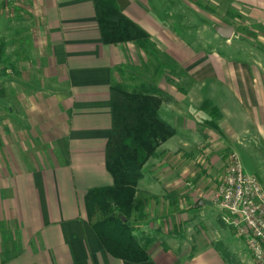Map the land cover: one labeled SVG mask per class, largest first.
Here are the masks:
<instances>
[{"label": "crops", "instance_id": "1", "mask_svg": "<svg viewBox=\"0 0 264 264\" xmlns=\"http://www.w3.org/2000/svg\"><path fill=\"white\" fill-rule=\"evenodd\" d=\"M117 3L149 33L172 71L178 65L183 81L164 77L156 84L168 97L160 114L175 132L136 183L137 198L147 200L133 220L137 236L148 237V258L111 255L84 201L88 189L113 182L105 166L110 86L147 64L148 54L133 41L102 42L93 0H0L1 63L12 69L0 73V264H246L227 256V243L224 253L220 241H179L173 224L159 222L191 212L190 204L202 214L196 219L215 213L221 220L210 171L231 151L264 184V0ZM211 3L244 18L236 35L233 23L214 26L226 50L208 47L199 32L181 35L186 8L204 28L203 5ZM225 25L234 28L230 37L217 31ZM234 37L245 49L231 45ZM191 151L208 155L196 158L206 162L198 179ZM219 234L215 229L216 240Z\"/></svg>", "mask_w": 264, "mask_h": 264}, {"label": "trees", "instance_id": "2", "mask_svg": "<svg viewBox=\"0 0 264 264\" xmlns=\"http://www.w3.org/2000/svg\"><path fill=\"white\" fill-rule=\"evenodd\" d=\"M93 4L102 42L133 41L154 58L157 66L167 65L165 55L149 33L120 10L117 0H93ZM160 90L152 81H142L132 88L121 82L111 84V128L105 144V166L113 182L90 188L84 196L88 219L105 249L130 261L148 258V240L138 237L130 222L134 205L140 201L136 196L137 180L157 146L175 132L158 110L163 98Z\"/></svg>", "mask_w": 264, "mask_h": 264}, {"label": "rangeland", "instance_id": "3", "mask_svg": "<svg viewBox=\"0 0 264 264\" xmlns=\"http://www.w3.org/2000/svg\"><path fill=\"white\" fill-rule=\"evenodd\" d=\"M194 5L195 6H193V7H196L197 4L194 3ZM203 7H204L205 13L207 15L206 27L203 28L201 25L199 26V22H198L197 17H196L197 14L195 11H191V10H193L192 8H190V10L186 8V12H184L185 28L186 29L182 32L178 31V30H175V31L178 34H180V32H181V35L186 36L185 38H187V37L189 38L193 34H197V37H198V32H199L201 38H204L207 41L208 47L217 48L218 50L219 49L226 50L227 46L224 45L226 43L224 42V44H221V42H220L221 40L219 39V35L214 32V26H216L220 22H223L224 24L233 23V24H235V30H236L235 35H236L239 31L244 29V24H243L244 18L242 17V15H237V17H236L235 14L233 15V17H230L229 12L223 11V8H227V6H224V5L223 6L222 5H214L211 3L210 5H207V7L205 5H203ZM174 18L177 19L176 17H174ZM239 40H240L239 38L234 37L232 39L233 42H231V45L233 47L238 46V47H242L243 49H245L246 44L240 43ZM222 41H224V40H222ZM197 46L198 45H194L193 47L197 48ZM148 57H149V55H148ZM156 64H157V62L154 60V58L148 59L147 64H143L141 67L133 69V71L130 70L129 74H127L128 76H126V78L121 83L124 84V86L127 88H132L133 86L139 84L142 81H152L153 83L157 84L158 80L159 81L163 80L164 77L167 79L168 82L169 81L171 82V80H173L172 77H174V76H177V80H174L175 82H177L178 84L183 82V81H181V77L178 76L180 73L177 74V71L179 68L178 65H176L174 70L172 71V69L170 68V65H168V64L163 65V67L161 65L157 66ZM5 67L6 66L0 62L1 72L4 71ZM10 71L12 72V69ZM179 72H181L180 69H179ZM169 74H172V75L170 76ZM117 82H119V81H117ZM160 83H165V82L160 81ZM157 85L159 86V84H157ZM160 91H161V95L163 98L159 104V109H160L161 105L163 104V102L168 100L166 93L162 89ZM159 112H160V110H159ZM155 154H156V152H155ZM189 154L190 155H188V157H190V168L196 170L195 171L196 173L194 175H196L195 178L198 179L199 177H201L202 174H204V173H202V170L200 172V169L203 167H206V162L205 161L203 162L201 160L196 161V158L198 157V158L202 159L203 157H208V155L204 156V155H201V153H198L196 151H194V153L191 151ZM154 155L150 156L146 160V162L143 164V166H146L148 163H150V161L152 160L151 158H153ZM229 162H230L229 154H227L225 160H222L221 165H219V169L216 171V173H214L213 170L210 171V173L215 176V179H214V177L211 176L210 180L212 182L216 181L215 188L212 191V199H213V194H214L216 188L218 187V185L220 184ZM204 171H205V169H204ZM174 176H176V175H174ZM144 200H145V202H144ZM146 200H147V197L143 196V194H142V199H140V201L136 202V204L134 205V208L132 210V213L130 215V222L135 226L134 227L135 230H136V228H138L139 225H138V223L134 222L133 215H135V213H137V215H138L139 211L144 209V207L146 205ZM175 200L177 202V199H174L173 206L177 207L178 204L177 205L175 204ZM169 206H171V205H169ZM193 208H194L193 204H190L191 212L187 211V213H185V215L181 212V216L179 214L176 215L177 211H175L174 217H172V219H168V217L165 216L167 221L166 222H164V221L159 222V223H162V225H160L158 223L159 227H161V228H163L164 226L169 227L170 224H173V228H174L173 234H174V236H178L179 241L185 240V239H187L189 241H190V239L197 241L200 238L203 241L206 240V242L209 239L212 241H220L221 243H217V246L224 253L227 252L226 251V245L222 244V242H224L225 244L227 243V249H230V252L226 253V254L229 258L234 256L238 259L239 262L246 263V264H255L253 257L251 256L250 250L246 246V243L244 242L243 238L241 236H240L241 237L240 238L239 235L233 229H231V227L228 224L222 223L223 220L221 219L222 220L221 221L216 216L215 213L211 216V218L210 217H207V218L213 219L214 216H216V221L215 220L211 221L210 219L207 221L196 219L197 216H201L202 214L199 210H194ZM171 215L172 214H170L168 216H171ZM201 218H204V217H201ZM179 221H180V223H179ZM215 229L220 232V234H219L220 236H218L219 238L217 240L215 239ZM135 234H136V232H135ZM141 238H143L144 240H148V237H146V236H142ZM148 244L149 243L147 242V244H146L147 247H148ZM195 246H196V244H195Z\"/></svg>", "mask_w": 264, "mask_h": 264}, {"label": "built area", "instance_id": "4", "mask_svg": "<svg viewBox=\"0 0 264 264\" xmlns=\"http://www.w3.org/2000/svg\"><path fill=\"white\" fill-rule=\"evenodd\" d=\"M229 159L213 201L223 211V222L243 238L255 264H264V184L243 170L236 152H229Z\"/></svg>", "mask_w": 264, "mask_h": 264}, {"label": "water", "instance_id": "5", "mask_svg": "<svg viewBox=\"0 0 264 264\" xmlns=\"http://www.w3.org/2000/svg\"><path fill=\"white\" fill-rule=\"evenodd\" d=\"M233 26L232 25H225V26H219L217 28L218 33L223 37H230L233 32Z\"/></svg>", "mask_w": 264, "mask_h": 264}]
</instances>
